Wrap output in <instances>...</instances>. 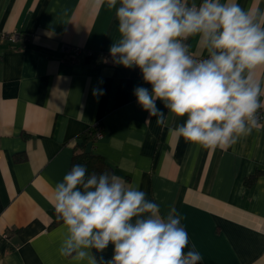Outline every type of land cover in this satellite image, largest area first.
Here are the masks:
<instances>
[{
	"label": "crops",
	"instance_id": "obj_1",
	"mask_svg": "<svg viewBox=\"0 0 264 264\" xmlns=\"http://www.w3.org/2000/svg\"><path fill=\"white\" fill-rule=\"evenodd\" d=\"M236 2L264 11V0ZM11 30L30 39L0 40V264H77L59 253L66 229L52 225L53 189L81 133L96 124L102 135L85 149L138 184L162 214L177 209L185 251L195 244L201 264H264V123L228 150L208 151L149 121L133 89L151 85L110 57L118 31L106 4L0 0V31ZM188 43L206 55L197 38ZM256 76L264 79V69ZM103 255L110 259L112 247Z\"/></svg>",
	"mask_w": 264,
	"mask_h": 264
},
{
	"label": "clouds",
	"instance_id": "obj_2",
	"mask_svg": "<svg viewBox=\"0 0 264 264\" xmlns=\"http://www.w3.org/2000/svg\"><path fill=\"white\" fill-rule=\"evenodd\" d=\"M105 4L117 21L112 62L138 68L151 85L133 89L149 121L208 151H226L261 126L264 79L256 73L264 69V11L236 0H92L97 9ZM192 37L206 55H193ZM52 207L66 229L59 253L77 264L203 260L195 244L185 251L189 237L174 206L162 214L138 184L115 173L74 164L56 183Z\"/></svg>",
	"mask_w": 264,
	"mask_h": 264
},
{
	"label": "trees",
	"instance_id": "obj_3",
	"mask_svg": "<svg viewBox=\"0 0 264 264\" xmlns=\"http://www.w3.org/2000/svg\"><path fill=\"white\" fill-rule=\"evenodd\" d=\"M99 129H100L99 125L96 124V125L90 126L84 132L81 133L80 136L82 138V143L77 144V146L74 149L70 170L74 164L79 163V164L86 165L90 173L93 171L97 173H100L103 171H109L113 173L112 166L107 162V160L104 158L103 155L85 149V144L89 140L96 138V132ZM57 223L59 222L56 220L55 212H53L52 225H55Z\"/></svg>",
	"mask_w": 264,
	"mask_h": 264
},
{
	"label": "built area",
	"instance_id": "obj_4",
	"mask_svg": "<svg viewBox=\"0 0 264 264\" xmlns=\"http://www.w3.org/2000/svg\"><path fill=\"white\" fill-rule=\"evenodd\" d=\"M29 39H30L29 34L20 32L18 30L0 31V40H10V41L16 42V41H20V40L28 41ZM73 50L76 52H80V49L78 47H73ZM199 57H201V56H199ZM260 123H264V119H262L260 121ZM101 135H102V130L100 127V129L96 132V137H99Z\"/></svg>",
	"mask_w": 264,
	"mask_h": 264
}]
</instances>
